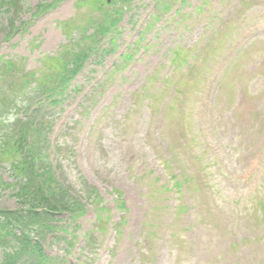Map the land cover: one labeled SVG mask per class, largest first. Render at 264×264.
Returning a JSON list of instances; mask_svg holds the SVG:
<instances>
[{
  "label": "rangeland",
  "instance_id": "1",
  "mask_svg": "<svg viewBox=\"0 0 264 264\" xmlns=\"http://www.w3.org/2000/svg\"><path fill=\"white\" fill-rule=\"evenodd\" d=\"M124 1L125 20L129 12L137 18L146 17L151 9L150 0ZM203 1L206 3L197 9ZM37 2L33 0L32 5ZM178 2L162 0L150 16L147 27L151 30L149 34H154L150 45L146 48L143 45L144 40L149 39L143 33V39L140 37L130 46L132 59L140 55L143 48L145 53L137 67L141 76L125 88L126 95L122 93L112 98L119 76L112 75L98 89L93 103L85 107L84 115L72 114L63 127L65 135L50 136L51 143H48V135L58 107L41 101L38 106L47 105L49 111L42 115L35 112L31 117L52 116L51 121L47 119L50 123L33 131L38 150L48 154L45 146H52L56 139H59L57 144L61 141L72 144L61 149L60 155L64 158H60L62 162L58 164V180L65 191H56V201L73 207V200L88 199L81 224L78 225V220L69 230L76 232L78 239L88 228L94 233L97 244L92 254L95 261H90L80 254L73 255L71 248L67 251L63 242L59 243V248L50 243L48 264H65L68 256L69 259L76 257L80 264H248L242 237L249 225H256H252L256 201L264 207V197H258L264 196V183L261 182L256 191L257 180L264 175V142L257 154L251 155L255 141L264 139V0H186L181 15L172 18L171 11ZM74 11L72 0H65L27 20L25 30L0 42V55L13 60L21 70L42 67V55L59 53L68 40L59 21L71 18ZM208 12L214 17L206 16ZM162 23L164 27H159ZM127 32V37L121 36L124 44L129 43L133 33ZM119 45L117 51L124 46ZM74 51L69 48L63 52ZM216 80H220V85L211 86ZM143 86L147 88L145 96H136ZM159 86H163L160 91ZM9 88L0 83L1 97L9 98ZM34 95L35 92H31L30 99L35 100ZM147 104L151 105L148 111ZM152 117L157 121L155 126L150 122ZM102 118L106 127L96 143H91L86 136L89 125ZM13 123L10 115H6L0 122V131L16 129ZM19 128L21 131L20 125ZM16 145L22 149L18 153L23 155L25 151L33 156L37 151V145L27 150ZM68 147L74 153L68 151ZM4 167L0 178L14 181L9 164ZM181 170H187L190 176L184 198L162 193L160 198L154 196L148 206L151 211L146 217L154 224H160L162 217L174 211H183L165 229L171 238L164 245V252L154 260L157 253L154 241L160 236L157 226L152 240L134 244L123 240L115 261L104 260L103 239L110 233V227L94 230L88 212L103 208L104 218V215L114 218L116 206L124 201L132 214L141 215L148 187L160 184L156 176ZM13 189V186L0 188V209L6 211L14 207ZM135 225L130 228L131 237L137 233ZM196 231H199L198 247L188 251L185 241L193 238ZM261 234L264 235V229ZM7 243L10 245L5 246L7 249L0 257L11 251L13 243ZM138 247L139 250H135ZM263 253L261 249L251 264H264Z\"/></svg>",
  "mask_w": 264,
  "mask_h": 264
},
{
  "label": "trees",
  "instance_id": "2",
  "mask_svg": "<svg viewBox=\"0 0 264 264\" xmlns=\"http://www.w3.org/2000/svg\"><path fill=\"white\" fill-rule=\"evenodd\" d=\"M15 5V0H0V8L3 6L12 7ZM62 81L65 79L62 78ZM23 136V135H22ZM7 150L14 147L12 142L9 140L6 143ZM24 159L18 162L13 169V173L17 178H20L18 182H16V190L13 193V196L16 197L17 207L13 212L5 211L4 208L0 209V239L3 240L7 236L14 235L13 228H11L12 218L18 213V217L22 219V223H26L25 220L28 221V225L31 223L33 219H37V222L41 219H45L46 215H51V213H55L63 210H76L81 209L83 205L82 203H75L73 207H68L69 204H59L56 201L55 191L57 188L56 179L53 174L50 173L48 166L42 165L37 171H34L33 166V157L26 156L27 169L25 156ZM56 201V202H55ZM53 203V204H52ZM40 208L42 213L46 214L43 218L40 215H37L36 209ZM120 210L124 211V205H120ZM48 214H47V213ZM19 223V221L15 222ZM99 223L102 224L103 221L99 220ZM19 225V224H18ZM13 247H17V249L10 253L7 256V263L11 264L14 258H17L19 254L24 252V247L19 248L18 245H14ZM39 257L41 254L39 251L35 252Z\"/></svg>",
  "mask_w": 264,
  "mask_h": 264
}]
</instances>
